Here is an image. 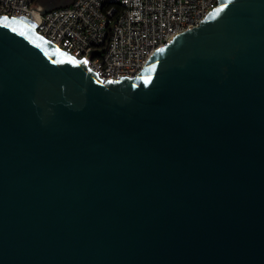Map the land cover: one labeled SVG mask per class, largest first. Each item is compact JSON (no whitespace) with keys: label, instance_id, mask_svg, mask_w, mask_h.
<instances>
[{"label":"water","instance_id":"obj_1","mask_svg":"<svg viewBox=\"0 0 264 264\" xmlns=\"http://www.w3.org/2000/svg\"><path fill=\"white\" fill-rule=\"evenodd\" d=\"M0 264H264V0L115 80L0 16Z\"/></svg>","mask_w":264,"mask_h":264},{"label":"built area","instance_id":"obj_2","mask_svg":"<svg viewBox=\"0 0 264 264\" xmlns=\"http://www.w3.org/2000/svg\"><path fill=\"white\" fill-rule=\"evenodd\" d=\"M217 3L218 0H70L37 12L32 0H0V16L31 18L32 29L40 37L82 61L97 77L115 80L136 75L155 49L198 25Z\"/></svg>","mask_w":264,"mask_h":264},{"label":"bare ground","instance_id":"obj_3","mask_svg":"<svg viewBox=\"0 0 264 264\" xmlns=\"http://www.w3.org/2000/svg\"><path fill=\"white\" fill-rule=\"evenodd\" d=\"M10 19H12L14 22L18 23L19 25L25 27L28 30H32V20L31 18H27L24 15H13L10 16Z\"/></svg>","mask_w":264,"mask_h":264}]
</instances>
